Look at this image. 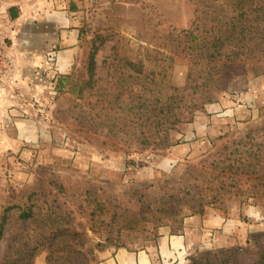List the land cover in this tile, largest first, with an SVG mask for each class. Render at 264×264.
<instances>
[{
	"label": "rangeland",
	"instance_id": "obj_1",
	"mask_svg": "<svg viewBox=\"0 0 264 264\" xmlns=\"http://www.w3.org/2000/svg\"><path fill=\"white\" fill-rule=\"evenodd\" d=\"M80 1L81 34L67 72L34 63L18 76L8 40L16 82L0 99L5 90L18 98L4 101L0 113V223L11 209L0 264L16 238L41 233L20 219L32 207L48 225L46 235L76 233L79 243L67 245L91 251L89 264L120 249H152L161 228L180 233L185 219L210 213L248 230L229 235L237 243L202 245L176 264L236 248L241 263H252L260 246L254 236L264 233V53L247 54L227 90L204 108L194 109L199 95L189 97L166 146L143 147L156 130L149 131L142 105L160 107L162 74L170 75V88L185 85L189 58L178 55L176 35L194 28L196 7L192 0ZM151 70L155 83L146 78ZM30 264L64 260L50 261L45 245Z\"/></svg>",
	"mask_w": 264,
	"mask_h": 264
},
{
	"label": "trees",
	"instance_id": "obj_2",
	"mask_svg": "<svg viewBox=\"0 0 264 264\" xmlns=\"http://www.w3.org/2000/svg\"><path fill=\"white\" fill-rule=\"evenodd\" d=\"M196 7L194 28L183 30L176 35L180 51L178 55L189 58L186 82L183 87L168 85L170 75L166 71L161 77L162 100L156 109L146 105L149 113V131L156 130L155 136L144 137L143 147L162 148L166 146L170 131L182 123L184 104L189 97L199 95L200 101L194 109L199 110L213 102L218 93L227 90L230 81L244 68V57L254 51L264 53V0H192ZM135 67V63H127V67ZM143 68V67H142ZM96 62L92 55L89 63L91 80L95 77ZM140 74L142 72H139ZM156 72L151 70L147 79L155 83ZM161 88V90H162ZM149 89V88H148ZM169 91V93L167 92ZM163 92V93H162ZM160 93V92H159ZM178 110L179 113H176ZM158 111V113H155ZM0 223V240L4 235L9 219L7 213ZM33 207L22 211L20 219L34 225L41 233L34 234L23 242L16 238L14 252L5 264H30L39 249L45 245L50 248V261L59 255L64 264H89L93 259L91 251L74 249L68 246L78 244L76 233L57 231L46 235L48 225L40 219ZM55 224L54 220L50 221ZM256 244L260 245L256 259L249 264H264V233L254 236ZM78 242V243H77ZM80 245V244H79ZM54 246V247H53ZM58 246V247H56ZM242 249L230 251L206 252L194 259L191 264H244L239 261Z\"/></svg>",
	"mask_w": 264,
	"mask_h": 264
},
{
	"label": "crops",
	"instance_id": "obj_3",
	"mask_svg": "<svg viewBox=\"0 0 264 264\" xmlns=\"http://www.w3.org/2000/svg\"><path fill=\"white\" fill-rule=\"evenodd\" d=\"M81 3L80 0H1L2 9L11 21L8 33L18 54V76H23L25 69L32 68L34 63H44L47 68L52 66L60 72L69 70L81 34L82 5L78 6ZM10 95L11 91L2 92L0 113L3 104H16L18 97ZM247 230L238 220L225 222L223 217L211 213L203 218L195 216L185 219L180 233H174L170 227L161 228L154 248L138 252L121 249L108 252L99 264L185 262L202 245L237 243L229 235L241 238Z\"/></svg>",
	"mask_w": 264,
	"mask_h": 264
},
{
	"label": "built area",
	"instance_id": "obj_4",
	"mask_svg": "<svg viewBox=\"0 0 264 264\" xmlns=\"http://www.w3.org/2000/svg\"><path fill=\"white\" fill-rule=\"evenodd\" d=\"M11 21L6 11H3L0 0V89L15 85V61L9 53V25Z\"/></svg>",
	"mask_w": 264,
	"mask_h": 264
}]
</instances>
